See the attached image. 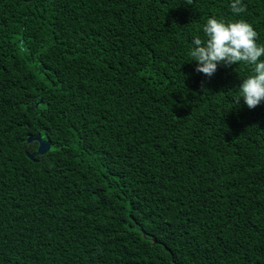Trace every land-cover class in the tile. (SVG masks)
Returning <instances> with one entry per match:
<instances>
[{"label":"trees","instance_id":"1","mask_svg":"<svg viewBox=\"0 0 264 264\" xmlns=\"http://www.w3.org/2000/svg\"><path fill=\"white\" fill-rule=\"evenodd\" d=\"M231 3L0 0V264H264V101L188 54L210 17L264 45Z\"/></svg>","mask_w":264,"mask_h":264},{"label":"clouds","instance_id":"2","mask_svg":"<svg viewBox=\"0 0 264 264\" xmlns=\"http://www.w3.org/2000/svg\"><path fill=\"white\" fill-rule=\"evenodd\" d=\"M191 4V0H186ZM232 12L239 16L246 11L242 0H232ZM204 38H192L189 56L197 63L196 71L207 77L215 74L219 65L251 66V74L242 78L236 104L243 99L249 109H255L264 101V45L257 43L258 33L252 24L243 19L226 22L210 17L202 29Z\"/></svg>","mask_w":264,"mask_h":264},{"label":"water","instance_id":"3","mask_svg":"<svg viewBox=\"0 0 264 264\" xmlns=\"http://www.w3.org/2000/svg\"><path fill=\"white\" fill-rule=\"evenodd\" d=\"M28 140L29 141L37 140L40 143L38 150L33 154H29V157H31V158H33L34 156L39 155V154H45L51 147L50 143L47 141H44L40 134L33 137V138H29Z\"/></svg>","mask_w":264,"mask_h":264}]
</instances>
